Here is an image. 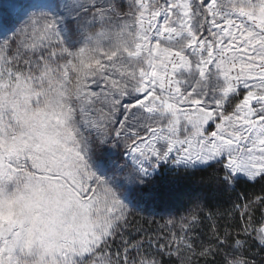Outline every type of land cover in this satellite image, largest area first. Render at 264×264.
<instances>
[{"label": "snow or ice", "instance_id": "1", "mask_svg": "<svg viewBox=\"0 0 264 264\" xmlns=\"http://www.w3.org/2000/svg\"><path fill=\"white\" fill-rule=\"evenodd\" d=\"M14 12L0 22V264H160L124 231L135 208L170 213L186 194L153 178L164 165L264 192V0H30ZM207 199L167 220L179 231L157 254L194 252ZM256 205L264 196L242 206L245 234ZM231 246L225 233L199 254Z\"/></svg>", "mask_w": 264, "mask_h": 264}, {"label": "trees", "instance_id": "2", "mask_svg": "<svg viewBox=\"0 0 264 264\" xmlns=\"http://www.w3.org/2000/svg\"><path fill=\"white\" fill-rule=\"evenodd\" d=\"M166 168L161 166L158 170L160 175L158 177L154 175L153 178L174 182L182 186L186 194L181 197L176 208L170 213L145 210L142 206L135 208L129 217L128 227L124 231L125 240L131 243L143 242L141 251L155 254L160 264H221L225 254H228L229 259L241 257L247 261H257L258 264L264 263V245L254 238L258 227L264 223V206L256 205L251 209L252 219L248 234L240 231L248 219L247 216L244 220L240 219L242 206L248 203V200H254L256 196H264V192L260 190V184L241 181L219 189L212 178L210 169L171 168L165 173ZM198 194H207L208 199L201 200V211L197 213L198 220L188 233L193 238L194 252L184 249L183 254H180L181 257L176 256L174 252L171 255L157 254V243L164 244L165 236L168 237L170 233L166 223L168 216L179 219L189 214L192 210L191 201ZM236 205H241V208H237ZM225 233H229L231 247H225L220 255L201 256L199 254L202 251L201 245L205 247L211 245L215 250L217 235L223 239ZM237 233L240 234L237 235ZM236 239L245 241L243 246L237 248ZM149 241L152 243L151 248H149ZM122 248L120 239L117 238L116 243L112 245V251L118 249L122 252Z\"/></svg>", "mask_w": 264, "mask_h": 264}, {"label": "rangeland", "instance_id": "3", "mask_svg": "<svg viewBox=\"0 0 264 264\" xmlns=\"http://www.w3.org/2000/svg\"><path fill=\"white\" fill-rule=\"evenodd\" d=\"M29 2H30V0H0V22H11V21H13L15 19V12H14V10L18 6L27 4ZM225 3H226V0H225ZM212 72H214V69L212 71H210V73H209V79L207 81L209 87L215 85L217 83V81H218V78L215 75H213ZM183 78H187L186 74H185V77H183ZM185 88H186L187 91H190L191 90V85L185 86ZM185 88H182V90H185ZM210 130H214V125L212 126V128ZM164 166H166V165H164ZM172 168H175V167H172ZM187 215L188 214H185V216H187ZM168 218L170 219L169 216H168ZM167 226H168V231H170V233L171 232H178L179 231L178 228H173L170 225H167ZM261 228H264V223L261 226L258 227L257 232ZM170 233H169V235H170ZM168 238H169V236L168 237L165 236V242L167 241ZM254 238L258 242L261 243V241L259 240V238L257 236V233L254 236ZM117 250L118 249H116L115 251H117ZM183 251H184V249H181L180 252H177L175 250V246H173V248H172V253L174 252V254H176V256H178V257H181L182 256L180 254H183ZM130 252H131V255H135L136 254L135 253V250H130ZM233 259H243V258H241V257H235ZM248 262H249V264H258L257 261H248Z\"/></svg>", "mask_w": 264, "mask_h": 264}]
</instances>
